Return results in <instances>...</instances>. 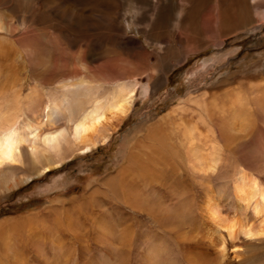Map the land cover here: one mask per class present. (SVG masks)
<instances>
[{"label":"rangeland","instance_id":"rangeland-1","mask_svg":"<svg viewBox=\"0 0 264 264\" xmlns=\"http://www.w3.org/2000/svg\"><path fill=\"white\" fill-rule=\"evenodd\" d=\"M224 1V5L219 7L218 0H205L201 10L193 15L197 18L195 22L198 32L191 33L192 26L190 29L186 27L185 20L186 6L189 7L192 1L0 0V37L3 36L7 41H0V115L9 111L17 97H21L23 103L18 111L22 115L19 131L27 137L23 151L30 152L32 145H41L40 140L47 130L64 124L63 114L57 117L54 126L49 125L44 117L43 109L49 103V94L44 92L45 89L48 91L49 85L50 92L53 90L58 97L62 92L55 89L68 80L81 82L85 73L78 70L85 67L95 73L96 77L98 73L93 69L100 67L105 73L102 83L107 86L121 80H131L138 85V94L129 114L121 118L120 123V117L116 118L118 121L113 120L114 124H118L117 128L105 143L85 154L64 160L61 165L34 176L14 190L0 193V264H102V251L96 248L99 247L98 243H103L96 240L94 234L86 236V242L85 239L79 240L82 238L80 236L75 238L73 233H63L61 227L68 222L65 218L67 212L63 213V220L59 219V214L50 212L53 207L56 211L64 209L67 206L60 204L62 201L80 198L96 186V198L103 205H93L89 209L90 205L84 207L83 202H78L77 205L83 210L75 211L80 223L83 226L90 223L87 210L112 227L120 223L122 218L132 215L133 221L137 222L135 228L141 223L145 231L142 241L153 238L160 242L165 252H169L160 264H189L185 253L198 251L193 242L204 224L214 230L219 224L227 228L235 225L237 236L226 237L227 254L224 263L264 264V234H239L243 227L256 231L257 226L264 222V214L261 217L263 221L254 218L252 209L247 208L245 202L241 201L242 206L239 205L240 200L233 188L238 168L244 167L249 176L247 194L250 203H253V189L249 180L257 177L259 184H264V173L259 169L262 158L258 160L262 156L255 155L256 161L252 163L244 162L243 158L241 160L238 152V155L233 151L223 152V161L219 163L218 171L207 179L202 178L206 175L203 170L194 171L187 161H178L168 166L166 172L172 176L162 172L161 181L152 182L149 188L151 196L160 192L166 196L168 203L175 205L180 204L177 200L184 193L197 202L196 211L192 214L195 223L193 221L191 225L182 217L180 231H191L195 238L185 242H178L167 226L157 222L158 218H151L149 213L133 212L122 201L109 199L106 194L110 193L111 188L98 185L99 181L115 173L124 162L123 146L127 145L135 128H152L161 122L162 115L171 110L191 119L193 110L182 113L179 108L190 94L205 91L211 98L220 96L236 88L240 76L258 79L264 75V0H259L258 5L253 0H247L252 13L249 21L243 28L231 30L222 36L220 11L226 6L228 8L226 3L229 0ZM64 9H67L65 13L62 12ZM3 24L9 26V31ZM46 63L49 67L45 66ZM58 67L66 71L55 77ZM234 75L236 78L222 83ZM76 96L74 92L70 98ZM29 97H38V104L27 105L25 100ZM251 110L254 111V108L250 109L254 118L252 127L255 126V129L259 124L263 132L264 113ZM32 133H37V139H34ZM141 140L144 141V138L141 137ZM140 141L130 146L136 150L143 143ZM244 142L249 149L256 148L257 143L253 139L246 138ZM130 146L127 145L126 150ZM235 165L239 167L235 169ZM226 169L231 174L228 172L224 180ZM90 180L95 182L93 187L88 188ZM172 184L180 186L174 187ZM206 190L214 195L209 194L213 198L211 207L206 205ZM210 208L215 209L214 220L210 218ZM101 209L106 211L103 213ZM26 215L33 217L28 218V226L22 227L23 224L16 219ZM40 220H44L43 227ZM133 221L131 224H134ZM58 232H61L60 237L55 235ZM217 233L219 236L220 232H216L215 236ZM222 233L228 234L227 229L222 228ZM213 239L217 241L215 237ZM109 242L113 241L109 238ZM5 243L14 247L18 255L5 254ZM114 245H119V242ZM204 251L208 252L209 249ZM110 253L114 258L115 253Z\"/></svg>","mask_w":264,"mask_h":264},{"label":"bare ground","instance_id":"bare-ground-1","mask_svg":"<svg viewBox=\"0 0 264 264\" xmlns=\"http://www.w3.org/2000/svg\"><path fill=\"white\" fill-rule=\"evenodd\" d=\"M186 1H192V4L189 7L186 6L187 17L185 26H189V29L192 26L191 33L192 31L198 32V25L195 22L197 18L193 15H196L201 10L205 0ZM253 1L256 4L259 0ZM218 2L219 7L225 3L224 0H218ZM226 5H228V8L226 6L221 8L222 11H220L222 15L220 22L222 36H226L231 30L243 28V25L249 21L248 19L252 15L247 0H229ZM258 10H260V7H258ZM66 11L67 9L62 10L63 13ZM3 27L9 31L8 25L3 24ZM0 28L2 30V24ZM0 41L7 42L3 39V36L0 37ZM45 66L49 67L47 63ZM93 70L98 73L97 77L87 67L79 69L78 71L85 73V76L81 78V82L73 83L72 80H68L61 83V86L55 89H59L62 92L58 97L55 96L53 90L50 92L51 85H49L48 91L45 89L44 94H49V97H47L49 98V103L43 109L46 121L49 125L54 126L57 122V117L63 114L64 124L62 123V126L47 130L40 140L41 145H32L30 152L28 150L23 151L27 137L19 131L22 115H19L18 111L23 103L21 97H17L9 111L0 115V193L14 190L33 179L34 176L41 175L51 168L61 165L64 160L78 154H85L105 143L112 135V131L117 128L118 124H114L113 120H117L116 118L120 117V123L121 118L129 114L138 94V85L131 80H121L107 86L102 83L105 73L102 72L101 68ZM65 71L58 67L54 76H61ZM87 77L93 79H88ZM232 78H236V75L224 79L222 83H227ZM236 84V88L212 98L205 91L199 94H190L181 102L179 108L182 113L189 109L193 110L191 119L186 118L182 114L177 115L176 111L171 110L162 115L161 122L153 125L152 128H135L127 145L130 146L137 141L139 142L141 137L144 138V141H141L147 145L137 143L139 146L136 150H134L133 146H130V150H126L127 145L123 146L124 162L115 173L111 172L112 174L98 183V185H107L111 188L110 193H107L106 196L109 199H114V201H122L127 207L133 209V212L149 213L151 218H158L157 222L167 226L175 234L178 242L195 239L192 237L191 231L181 232L180 227L182 225V217L191 225H193V221L195 223L192 214L196 211L197 202L181 193L177 200L180 204L172 205L166 201V196H163L160 192H157L155 196H151L149 188L152 186V182L161 181L160 175L162 172L165 174L169 173L172 176L170 172L166 171L169 164L177 163L178 161H187L191 164V168L194 171L195 169L203 170L206 175L205 177L201 176L202 178H212L210 175L218 171L219 163L223 161V152L226 151H233L236 155H238V152L244 162L252 161L254 163L253 161H256L257 158L255 155L262 156L258 157V160L262 158L261 166H259L261 168L259 169L264 173V137H262L264 131H260L257 119L258 127L256 126L255 129V126L252 127L254 118L250 113L251 108H254V111L258 110L264 113V75L262 74L261 78L259 77L258 79L240 76ZM44 86L46 87V85ZM73 89L75 91H72ZM74 92H76L77 96L71 99L70 95ZM25 103L27 105H37L38 97H29L25 100ZM157 125L160 127L156 128ZM28 128L30 129L31 127L28 126ZM32 135H34V139H37V133H32ZM246 138H251L257 143L254 150L248 148L247 141L244 142ZM261 145L262 150L260 152ZM135 146L137 145L135 144ZM242 146L243 148H241ZM237 166L239 167V165H235V169L238 168ZM136 168H139V170L137 171ZM237 171L239 172L238 176L236 175ZM237 171L235 172L237 177L233 176L235 184L232 183L240 200L239 205L242 206L241 201L245 202L246 207L252 209L253 217L263 221L261 217L264 214V184H259L257 177L253 178L254 175L253 177L251 176L254 179L249 180L253 189L252 199L254 200L251 204L247 194L249 176L244 167L238 168ZM228 172L229 170L226 169L224 180ZM94 182V180H90L88 188L93 187ZM222 184L224 183L222 182ZM172 185L174 187L180 186V184ZM97 189L98 187L96 186L89 194H83L80 198H76L73 201H62L60 204L67 207L60 211H56L55 207L50 209L51 213L60 215V220H63V213L67 212L65 218H67L68 222L64 225L65 228L61 227L59 225L60 222L57 220L59 222L58 227L62 228L63 233H73L75 238L82 237L78 238L79 240L94 234L96 240L103 243V245L98 243L99 247L96 248L98 251H102L100 255L102 264H160L163 257L169 252H165L160 242L153 238L143 242L142 238L145 235V231L141 223L137 224V228H135L137 222L133 221L132 215L122 218L123 220L120 223H115V226L112 227L107 222L105 223V220L102 222L97 216L92 215V210H90V214L87 210L90 223L86 226L80 223V219H77L78 217L75 215V211L82 209L81 206L77 205L78 202H83L84 207L90 205L89 209L93 205L95 207L103 205L96 198ZM205 192H207L205 194L207 198L206 205L211 207L213 198L210 196L213 194L211 195L212 192L209 190ZM101 210L103 213L106 211L105 209L104 211L103 209ZM214 210L211 208L208 210L210 211V218L212 217L213 220L216 219ZM186 211L190 214H187ZM120 214L122 215V213ZM30 217H33V215L19 217L16 221L18 220V222L23 224L22 227H25L28 226L26 224L30 223V219H28ZM40 221L44 222V220ZM131 221L134 224H131ZM43 222L40 223L42 227L45 224ZM204 225V227H201L196 241L193 242L196 244L198 251H187L185 253L186 260L189 264H226L223 262L227 254L225 253L226 237L227 235L230 238L237 236L235 225L233 224L227 228L224 224H219L215 230L208 224ZM257 227L258 229L255 228L257 229L256 231L243 227V229H240L239 234L242 232L251 236L263 235L264 222ZM222 228L227 229L228 234L222 233ZM216 232H220L219 236L217 233L218 237L215 236ZM55 235L60 237L61 232ZM214 237L217 240L216 242H214ZM94 238L92 240L96 241ZM109 238L113 242H109ZM85 240L87 242V239ZM118 242L119 245H114ZM60 244L58 242V245ZM4 246L5 254L18 255L16 249L11 245L5 243ZM48 246L46 245V247ZM207 248L209 251H204ZM110 252L115 253L114 258L110 255Z\"/></svg>","mask_w":264,"mask_h":264}]
</instances>
